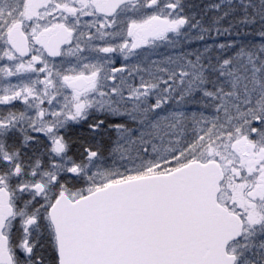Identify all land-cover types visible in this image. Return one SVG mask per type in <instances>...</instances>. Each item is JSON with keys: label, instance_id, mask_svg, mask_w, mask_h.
I'll list each match as a JSON object with an SVG mask.
<instances>
[{"label": "snow or ice", "instance_id": "obj_1", "mask_svg": "<svg viewBox=\"0 0 264 264\" xmlns=\"http://www.w3.org/2000/svg\"><path fill=\"white\" fill-rule=\"evenodd\" d=\"M0 264H264V0H0Z\"/></svg>", "mask_w": 264, "mask_h": 264}]
</instances>
